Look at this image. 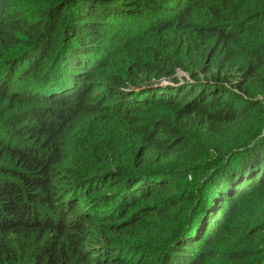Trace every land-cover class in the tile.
<instances>
[{
	"label": "trees",
	"instance_id": "16d2710c",
	"mask_svg": "<svg viewBox=\"0 0 264 264\" xmlns=\"http://www.w3.org/2000/svg\"><path fill=\"white\" fill-rule=\"evenodd\" d=\"M0 264H264V0H0Z\"/></svg>",
	"mask_w": 264,
	"mask_h": 264
},
{
	"label": "rangeland",
	"instance_id": "374dc122",
	"mask_svg": "<svg viewBox=\"0 0 264 264\" xmlns=\"http://www.w3.org/2000/svg\"><path fill=\"white\" fill-rule=\"evenodd\" d=\"M182 74H183L182 72H179V73H178V76H180V77H178V78L180 79L179 81H183V80H184V79H182L183 77H181Z\"/></svg>",
	"mask_w": 264,
	"mask_h": 264
},
{
	"label": "clouds",
	"instance_id": "9594fccd",
	"mask_svg": "<svg viewBox=\"0 0 264 264\" xmlns=\"http://www.w3.org/2000/svg\"><path fill=\"white\" fill-rule=\"evenodd\" d=\"M158 83L165 84V83H168V82H166V80H165V79H162V80L158 81ZM172 83H173V82H172ZM160 85H161V84H160Z\"/></svg>",
	"mask_w": 264,
	"mask_h": 264
}]
</instances>
